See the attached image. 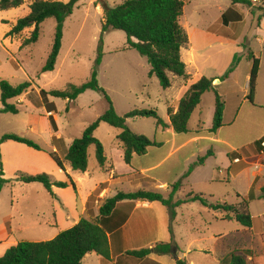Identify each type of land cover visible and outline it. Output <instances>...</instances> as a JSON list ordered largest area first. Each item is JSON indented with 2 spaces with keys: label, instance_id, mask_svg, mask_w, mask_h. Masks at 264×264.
<instances>
[{
  "label": "rangeland",
  "instance_id": "1",
  "mask_svg": "<svg viewBox=\"0 0 264 264\" xmlns=\"http://www.w3.org/2000/svg\"><path fill=\"white\" fill-rule=\"evenodd\" d=\"M33 1L23 0L21 7L0 12V82L6 81L12 86L26 82L31 84L27 94L8 102L19 110L18 114L0 112V138L6 134H14L32 140L42 150H31L15 142L0 145L3 179L8 182L0 192V218L11 215L16 241L36 243L54 239L59 233L68 230L79 217H92L93 212L81 214V205L86 200H92L90 196L96 195L95 187H98L99 191V185L107 179L106 171L95 159L92 146L87 150V177L72 173L69 169L64 172L57 167L48 156L54 148L49 136L50 130H47L48 126L51 128L50 117L56 125L55 135L58 133L62 138L59 140L60 150L57 153L62 159L70 143L79 138L83 130L107 110L108 105L99 93L93 91L83 93L72 102L50 96L47 97L46 103L41 101L39 90L65 91L70 86H80L89 80L101 36L100 19L95 16L92 8L87 16L84 10L75 8L63 25L61 49L54 70L41 75L40 69L52 44L55 21L48 19L41 24L40 37L35 45L20 48L21 42L29 36L33 27L17 36L5 37L10 27L23 17ZM114 1L124 0H110L109 5L112 6ZM247 1L251 3V7L243 4L231 5L230 0H183V13L179 23L188 37V44L181 49L180 54L190 75L197 73L207 78L221 77L234 55H238L240 67L235 77L237 85L223 86L221 92L230 94V88L234 86L239 94L244 89L245 76L251 67L247 55L253 53L259 61L254 103L264 107V45L259 43L260 38H263L264 42V0ZM232 6L241 14L242 19L238 24L224 27L220 20L221 14ZM231 35L236 37L240 46L230 38ZM125 46L126 37L123 32L112 31L103 35V56L97 71L99 87L105 91L118 116H124L133 110H153L159 118H164L165 90L160 87L155 77L147 79L146 69L149 66L146 59L134 50H123ZM212 101L213 95L206 93L198 107L205 127L212 124ZM237 101L235 104L234 100L232 105L239 108L241 104ZM228 106L231 108V102ZM1 109L0 103V111ZM260 110L262 109H254V133L257 126L262 127L263 111ZM49 111L54 117H47ZM198 113L189 123L192 129H197L195 118ZM247 123L250 121L241 115L237 126L243 130ZM126 126L132 133L151 141L165 139L164 136L154 133L156 125L152 118L127 119ZM31 127H35L36 131H31ZM118 133L117 129L100 123L94 137L101 143L108 163L112 162L119 173H125L127 169L119 162L116 154L119 146L116 140ZM178 169V166L174 168L175 171ZM19 174H45L51 182H64L65 174H69L77 180L78 185L75 189L71 186L64 189L53 187L51 196L38 183H18L16 179ZM201 183L200 177L195 175L193 184L196 189L220 194L226 191L229 193L228 187L222 184L203 187ZM142 184L137 187L144 188ZM116 185L108 186L111 194L118 191L129 193L137 189L127 184ZM225 197L227 203L233 200L231 194ZM263 207L261 203H253L250 212L256 215L262 212ZM219 215L221 219L224 218V214L204 211L198 203L185 205L177 210V217L171 227L176 235L181 234L183 238L173 250L172 257L180 258L179 260L185 261L186 264H218L224 256L235 250L249 249L255 254L264 253L262 238L241 227L234 220L213 219V216ZM166 217L168 218L167 213ZM193 228L205 239L204 243H199L203 252L196 251L193 246L184 257L188 239L192 240L198 234L193 232ZM126 250L127 248H120L118 252L123 253ZM116 254L117 250L114 248L111 256L115 257ZM103 260L92 253L87 255L81 264H104ZM247 262L251 264L249 260Z\"/></svg>",
  "mask_w": 264,
  "mask_h": 264
},
{
  "label": "trees",
  "instance_id": "2",
  "mask_svg": "<svg viewBox=\"0 0 264 264\" xmlns=\"http://www.w3.org/2000/svg\"><path fill=\"white\" fill-rule=\"evenodd\" d=\"M80 0H69L67 3L60 1L34 0L28 7L29 13L18 19L12 25L5 37L17 36L24 30L33 27L29 36L21 42L20 48L35 45L40 37V26L48 19L55 21L53 40L49 54L40 73L52 72L55 68L57 57L61 49L62 31L65 20L73 13ZM231 5L243 4L251 7L247 0H230ZM95 6L101 9L100 39L97 47L96 57L93 62L89 80L80 86H70L65 91H45L39 90L41 101L46 103L47 97L63 99L72 102L87 91L99 93L107 102V110L99 116L93 123L87 126L79 138L74 139L64 153L63 158H59L57 153H49V157L55 162L57 167L65 172L68 166L72 172L85 173L87 171L88 160L87 150L94 147L95 159L101 168L105 167L106 158L101 143L94 137V132L100 123L119 131L116 140L123 152V162L130 165L134 155L142 156L147 149L156 146L157 143L142 135L132 133L126 126L127 119L152 118L156 127H164L165 124L153 110H133L124 116H118L105 91L97 83V71L103 56L102 37L112 31H120L125 34L126 46L123 50H134L141 57L145 58L150 67L148 76L155 77L163 90L171 86L169 74L187 80L185 64L181 60V49L188 44V38L181 27L179 20L183 13V0H125L122 3L109 6L106 0H95ZM23 5V0H0V12L19 8ZM264 14V9L262 10ZM241 15L231 8L221 15L223 26H228L230 22L238 23ZM247 58L251 61V69L248 80L247 101L254 105L255 87L259 71V61L253 53H248ZM240 58L234 55L232 62L226 72L217 78L201 77L194 84L190 85L179 101L177 111L172 114L168 110L170 127L175 134L187 133L189 119L201 102L204 94L214 93V113L210 132H216L223 125V111L225 102L214 90L215 82H223L236 69ZM31 84L26 82L17 86H12L6 81L0 82V103L1 113L18 114L19 110L8 102L16 100L27 94ZM51 107V104L49 105ZM48 113H51L49 111ZM53 133L56 125L50 117ZM5 142H15L22 144L29 149L41 151L42 149L32 140L14 134H6L0 138V145ZM51 142L58 147L59 139L52 137ZM264 142V137L255 142L260 148ZM211 152L197 160L189 167L182 179L188 177L194 167L202 165L210 157ZM66 175L64 182H51L45 174L27 176L19 174L16 181L21 184L38 183L51 194L52 188L64 189L75 185ZM8 182L3 179L0 155V192ZM181 181L172 185L171 194L165 198L157 192L139 190L133 193L117 192L113 197L103 201L98 209L96 218L93 216L81 218L77 224L70 229L59 233L54 239L45 242H20L6 250L0 258V264H81L83 258L89 254H96L106 261L111 259V251L108 243V234L117 230L128 219L134 202L159 203L167 209L169 216V232L171 224L176 216L175 210L181 205L198 203L202 207L213 212L224 214L222 221H235L241 227L251 229L254 219L249 214V202L246 198L237 195L238 203L229 205L219 201H211L210 197L202 194L189 193L182 199L174 200V194L180 189ZM261 199H264V188L261 190ZM87 214H92L93 201L87 203ZM264 243V235H261ZM172 245L165 243L155 244L152 248L140 249L137 251L122 252L116 254L115 264H138L147 256L154 254L158 256L169 255ZM128 260V261H125ZM264 264V255H257L252 250H235L224 256L218 264ZM176 264H186L185 261L178 260Z\"/></svg>",
  "mask_w": 264,
  "mask_h": 264
},
{
  "label": "crops",
  "instance_id": "3",
  "mask_svg": "<svg viewBox=\"0 0 264 264\" xmlns=\"http://www.w3.org/2000/svg\"><path fill=\"white\" fill-rule=\"evenodd\" d=\"M45 1H60L62 3H67L69 0H45ZM110 0H106L109 5ZM125 1V0H124ZM119 2V3H116ZM123 1H114L112 6L118 5ZM95 0H80L77 4V10H84L85 16L89 14V11L93 10L95 16L101 20V9L95 6ZM83 8L81 9V7ZM110 6V5H109ZM111 6V7H112ZM237 14L241 15L234 7H229ZM228 8V9H229ZM225 12V11H224ZM29 13L27 8L26 12L23 14V17ZM223 14V13H222ZM221 14V15H222ZM242 17V16H241ZM22 18V17H21ZM242 19V18H241ZM221 20V19H220ZM66 22V20H65ZM64 22V24H65ZM16 23V22H15ZM222 23V22H221ZM238 24L230 22L228 26ZM14 25V24H13ZM223 25V24H222ZM224 26V27H228ZM12 27V26H11ZM10 27V29H11ZM64 28V26H63ZM234 41L240 46V42L231 35ZM188 38V37H187ZM259 43L264 45L263 38L259 39ZM181 55V54H180ZM47 58V57H46ZM182 60V55H181ZM183 62V61H182ZM184 63V62H183ZM185 64V63H184ZM240 63L237 65L234 72L223 82H215L214 90L218 96H220L225 102V107L223 111V125L214 133L210 132L212 124L209 127H205L202 123L201 113H198V107L192 113L189 122L187 133L185 134H175L170 127L168 110L174 114L177 111L178 104L188 87L198 81L201 76L195 73V75H190L186 69V73L189 76L187 80L179 79L169 74V79L171 86L165 90V115L164 118H160L165 124L164 127H156L154 133L159 136H164V140L156 141V146L149 147L146 153L142 156L134 155L130 165H126L123 162V152L120 144L118 143V150L116 151L119 162L127 169L125 173H119L116 167L112 162L108 163L106 160L104 171L107 173V179L100 184V190L98 187H95L94 194L95 196H90V199L94 200L92 212L93 217L96 218L98 215V209L102 205L103 201L113 197L117 192L111 194L108 186H123L127 184L130 186H135L137 189H134L133 192L141 190L143 187H137L140 184L145 186L143 190L157 192L167 198L172 191V185L178 181H181L180 189L174 194L173 199L179 200L182 199L185 195L193 192L196 194H202L205 197H210L211 201H219L222 203H227V198L231 194L233 200L229 205H235L238 203L237 195L242 198H246L249 202V214L254 219V223L250 231L258 235L261 238V235H264V207L261 213L252 215L250 212L251 205L253 203H261L264 206V199H261L262 192L264 188V148L260 146L257 147L255 142L264 137V107L250 104L246 97L248 95V80L249 73L245 76V86L243 91L238 94L235 90L237 81H235L236 73L239 69ZM149 66V65H148ZM185 67L187 68L186 64ZM251 69V67H250ZM150 67L146 69V77L148 80H151L153 77H149ZM45 74V73H44ZM43 75V74H41ZM217 78V77H210ZM237 80V79H236ZM174 81V82H173ZM234 85L233 88H230V94L226 92H221V88L226 85ZM213 95V101L211 103V114L213 118L214 113V93L209 92ZM241 94V95H240ZM205 95V94H204ZM203 95V96H204ZM238 95H240L238 99ZM202 96V98H203ZM201 98V101H202ZM231 100V101H230ZM235 100L240 103V107L236 108V105L233 107L232 103ZM255 100V96H254ZM231 102V108H229L228 103ZM233 107V108H232ZM262 109V127L258 128L256 133L253 132V119L255 118L254 109ZM198 113L197 118H195V124L197 129H192L189 126L190 121L193 119L195 114ZM53 116L51 113H47V117ZM241 115H244L246 120H249L250 123H247L245 129L239 128L237 122ZM155 122V121H154ZM47 130L52 139L53 133L52 126ZM31 131H36L35 127H31ZM55 137L57 139H62L58 133ZM71 144V143H70ZM22 145V144H21ZM53 145V144H52ZM24 146V145H23ZM54 148L51 153H58L60 147L53 145ZM26 147V146H25ZM66 148V147H65ZM29 149V148H28ZM68 149V148H67ZM66 149V150H67ZM32 150V149H31ZM211 152V156L208 157L202 165L194 167L192 172L188 175L187 178L182 179L183 176L187 173L190 166L195 164L197 160ZM49 156V154H48ZM178 166V171H175L174 168ZM70 168L65 166V171L68 172ZM70 172H72L70 170ZM77 173V172H72ZM83 174L87 177V171ZM200 177L201 185L203 187H210L211 185H224L228 187V191L223 193H216L214 191H203L205 189H196L194 187L193 181L194 177ZM75 187L78 185V182L75 178L68 174ZM81 180V179H79ZM141 182V183H139ZM21 184V183H20ZM148 186V187H147ZM152 186V187H151ZM129 187V186H128ZM134 187V188H135ZM3 189V188H2ZM53 189V188H52ZM98 191V193H97ZM195 191V192H194ZM122 192V191H118ZM129 192V193H133ZM128 193V192H126ZM91 201V200H89ZM86 200L81 205V214H87V203ZM194 204V203H190ZM189 205V204H185ZM178 207L175 210L177 217V210H180L182 206ZM200 205V204H199ZM202 207V206H201ZM204 211H210L207 208H204ZM213 212V211H210ZM167 209L161 206L159 203H148V202H134V208L132 209L128 219L125 223L120 226L117 230L109 233L108 243L111 253L113 254L114 248H116L117 253L120 248H127L126 251L121 253L123 255L125 252L137 251L144 248H152L155 244L165 243L171 244L172 250L169 255H154L151 254L145 259L140 261L139 264H176L180 258L172 257L173 250L177 248L179 241L183 238L181 234L176 235L174 229L171 227V233L169 232V216ZM220 213V212H214ZM222 214V213H220ZM219 216H213L214 220H221ZM174 218V220H175ZM12 217L9 214L0 218V258L4 255L7 249L12 246H15L16 241L13 227H12ZM75 221L69 228L73 227L77 222ZM173 220V221H174ZM173 223V222H172ZM172 225V224H171ZM68 228V229H69ZM193 232H198L196 237L192 240L188 239L186 244V251L183 253L185 257L189 251V248L196 247V251L203 252L199 243H204L205 239L200 235L199 231L195 228L192 229ZM186 237V235H185ZM212 237V236H211ZM213 239V238H210ZM262 244L264 245L263 241ZM130 248V249H129ZM249 250V249H248ZM122 252V251H121ZM257 255H264L257 254ZM87 256V255H86ZM85 256V257H86ZM84 257V258H85ZM83 258V259H84ZM104 264H115L116 257H112L110 261L103 260ZM128 261V260H125Z\"/></svg>",
  "mask_w": 264,
  "mask_h": 264
},
{
  "label": "built area",
  "instance_id": "4",
  "mask_svg": "<svg viewBox=\"0 0 264 264\" xmlns=\"http://www.w3.org/2000/svg\"><path fill=\"white\" fill-rule=\"evenodd\" d=\"M254 2H257V0H253ZM261 147L264 148V142L261 143Z\"/></svg>",
  "mask_w": 264,
  "mask_h": 264
}]
</instances>
